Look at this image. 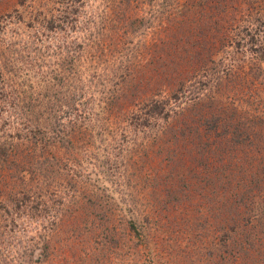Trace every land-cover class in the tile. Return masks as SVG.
<instances>
[{
	"label": "trees",
	"instance_id": "obj_1",
	"mask_svg": "<svg viewBox=\"0 0 264 264\" xmlns=\"http://www.w3.org/2000/svg\"><path fill=\"white\" fill-rule=\"evenodd\" d=\"M262 1L111 0L113 10L108 13L113 12V16L110 19H98L96 13H91L81 27L82 40L86 43L81 42L80 52L74 57L73 65L77 68L74 75L77 81L92 83L102 69L93 60L96 59L101 66L106 65L103 60L111 50L109 45L120 53L113 62L117 64L116 75L112 76L114 85L104 86L98 91V101L104 105L106 120L114 122L112 117L119 115V122L106 128L102 137L119 142L117 150H120L107 158L121 155L134 159V179L143 181L142 190L139 192L140 189L136 188L138 193L123 203L122 207L127 210L124 216L119 211L120 204L97 201L95 196L98 193L90 191L83 199L80 198L78 187L87 183L82 178L88 177L87 171L95 156L91 153V133L82 127L72 129L66 123L55 127L53 123L52 127L45 128L26 113L22 127L18 125L12 134L3 126L6 132L0 137V254L3 248L14 246L8 238L20 234L16 228L22 219H29L31 224L38 223L45 230L41 223L47 221V234L83 227L94 235L95 242L103 236L104 240L114 242L121 229L119 233L130 237V240L134 238L137 245H143L145 225L138 223L137 216L149 214L159 218L167 204L165 196L177 200V206L187 205L193 207V212L198 208V212L206 213L207 206L219 194L224 205L228 203L230 212L218 222L223 262L229 259L231 263L227 264H264L255 263L264 260V205L262 211L255 207L257 202L249 197L251 188L246 187L247 184H232L230 176L234 177L235 172L234 168H229L231 164L227 161V155L238 149L254 156L257 146L262 149V141L249 139V134L241 130V126L231 125L229 116L223 111L227 107L222 99L213 96L209 106L202 103L204 95L209 98V92L215 90L212 87L207 89L211 84L210 71H206L209 58L202 48L209 38L199 31L204 19H218L214 25L217 24L219 30L224 27L220 40L239 38L236 53L242 59L246 52L243 45H248L252 51L257 50V46H264L260 35L264 28V6L257 5H263ZM68 3L73 8V19L77 25L79 1L69 0ZM145 9L151 13L149 18L158 16L157 31L154 33L156 42L142 45L141 50L135 51V47L130 46L127 49L123 39L133 32L134 23H143L141 17L144 18V15L140 12ZM253 11L254 15L249 16ZM224 13H229V17L223 19ZM106 19H114L120 24L118 30L122 32L110 36ZM228 19L235 21L232 33L226 32L225 21ZM129 30L132 32L129 33ZM263 48L260 50L263 51ZM206 50L209 52L211 48ZM82 53L89 56L86 57L89 64L85 70L80 69V66L83 68L80 62ZM92 63L95 65L93 69ZM254 64H251L252 68H260ZM61 82L55 96L57 105L46 108L55 120L61 119L59 110L65 104L73 110L76 102L75 109H78L79 101L86 100L87 103L90 99L93 103L95 95L90 94L84 99L79 90V96H76L72 89L62 88L65 83ZM37 107L32 105L28 109L35 117H39L40 108ZM160 125L163 128L154 132V128ZM25 129L30 135L23 133ZM14 137H18L20 142L14 141ZM130 139L134 140L130 142ZM124 141L130 144L129 155L124 152ZM112 150L116 151L115 148ZM220 157L223 158L222 163ZM192 160H196L194 165H191ZM100 163L98 161L103 166L106 160ZM110 168L105 169V174L112 175ZM102 171L98 168L95 174L99 175ZM202 175L206 178L203 183L191 180H200ZM129 178L124 176V180ZM244 181L248 182V178ZM250 181L256 184L259 180L255 175ZM215 182L219 184L211 185ZM63 199L68 202H63ZM201 205L206 208L202 209ZM240 207H243L242 211ZM74 208H81L82 214L72 215L76 211ZM90 210H96L95 215L102 221L100 224L94 218H87ZM116 210L121 217H116ZM253 210L259 215L254 217ZM47 234L41 230L37 238L46 240ZM31 243L34 247L38 245L37 241Z\"/></svg>",
	"mask_w": 264,
	"mask_h": 264
},
{
	"label": "rangeland",
	"instance_id": "obj_2",
	"mask_svg": "<svg viewBox=\"0 0 264 264\" xmlns=\"http://www.w3.org/2000/svg\"><path fill=\"white\" fill-rule=\"evenodd\" d=\"M68 1L0 0V128H2L0 137L3 132H6L3 126H6L5 130L9 133L12 132V134L16 132L15 129L18 125L22 127L26 113L34 122L45 128L52 127L53 123H55L54 127L62 123H66L72 129L82 127L84 131L91 133V153L95 156L92 160L93 164L87 171L88 177L82 178V181L87 183L78 187L79 197L83 199L90 191L98 193L95 196L97 201L120 204L122 210L119 209V211L124 216L127 214V210L122 207L123 203L138 193L136 188L140 189L139 192L142 190L143 181L139 180V182L134 179L136 173L133 174L135 170L132 166L133 158L129 156L123 158L121 155L107 158L120 150H117L119 142L110 141L112 138L102 137L103 131L114 125L113 123H117L116 121L119 122V115L112 117L114 122L106 120L104 105H100L98 101V91L104 86L114 85L112 76L116 75L115 67L117 64H113V62L120 53L109 45L108 49L111 50H108V57L105 55L106 58L103 60L106 65L101 66V63L99 65L98 61H95L96 59L93 60V63L102 69L92 83L77 81L74 75L77 68L73 65L74 57L76 58L80 52L81 42H84L82 40L83 29H81L83 22L91 13H96L98 19L100 17L110 19L113 12H108L113 10L112 3L111 0H77V2L79 1V23L76 25L73 19V8ZM262 2L263 5L260 3L257 5L264 6V0ZM146 7L148 6H144V8ZM140 13L144 15V18L141 17L143 23L139 25L134 23L133 32L129 30V33H132L123 39V45H126L127 49L129 46L135 47V51L156 42L154 33L157 31L158 16L154 15V18H149L151 13L147 9ZM254 13V11L249 13V16L254 15ZM228 17L229 13L226 15L224 13L223 19ZM239 17L240 15L237 19ZM108 19H106V27L110 36L112 33L114 35L122 32V30H118L120 24H117L114 19ZM215 20L218 19L211 18L209 21L204 19L199 29L202 35L209 38L206 39L207 42L209 40L207 45L202 47L206 54L208 53L209 58L206 71H210L211 84L207 86V89L212 87L211 89L215 90V92L208 91L210 93L209 98L202 94L205 99L202 103L209 106L213 96L222 99L227 107L223 111L229 116L231 125L241 126V130L249 134V139L253 138L256 142L261 139L262 149L257 146L254 156L251 157L246 150L238 149L227 155V161L229 165L231 164L229 168H234L233 173L235 172L234 177L233 175L230 176L231 182L233 181L232 184H247L246 187L251 188L249 197L254 198L257 202L255 207H259L262 211L264 205V173L262 172L264 170V50L261 51L260 48L264 46H257L258 49L252 51L248 45H243L246 52L244 53L245 56L240 59L236 53V44L239 38L220 40L219 37L224 27L219 30L217 24L214 25ZM225 22L227 25L226 32H234V19H228ZM260 35L264 39V28ZM208 47L211 48L209 52L212 53L206 50ZM202 48L199 49L204 53ZM86 57L89 56L82 53L80 61L83 65V68L80 66L82 70H85L89 64ZM254 62V65L260 68H252L251 64ZM93 63L92 69L95 67ZM114 71L115 74H113ZM60 80L65 83L61 87L72 89L71 91L76 96H79L80 93L85 99L90 94L94 93L95 95L92 97L93 103L90 99H87V103L86 100L79 101L78 109H75L77 108L76 102L73 110L65 104L59 110L61 119L55 120L54 117L50 116L52 113H48L46 108L56 104L55 96L58 95L62 84ZM66 82L70 86L67 87ZM217 89L221 90L218 91ZM32 105L40 108L39 117H35L29 112L28 109ZM70 120L75 122L72 123ZM75 124L78 127H75ZM162 128L163 126L160 125L154 128V132ZM23 133L30 135L26 129ZM17 138L14 137L13 140L20 142ZM133 140L130 139L129 141ZM124 142L126 143V141ZM188 143L186 140L187 145ZM124 144V152L129 155L128 147L130 144ZM113 148H115V152L112 150ZM178 151L181 152V149ZM219 159H222V163L223 158L220 157ZM102 160H106V163L100 166L98 161L100 163ZM194 161L196 160L191 161V165H194ZM108 167H111L112 175L105 174V169ZM98 168H102L103 171L96 175L95 170ZM123 175L130 177L129 180H124ZM255 175L256 180H259L256 184L250 181ZM204 176L202 175L200 180H191L196 183H200V181L203 183L206 181V178H202ZM247 178L248 182L244 181ZM210 181L212 182L211 179ZM189 182L191 181L185 183ZM213 184L219 183L215 182L211 185ZM144 185L146 186V184ZM215 197L218 199L214 198L207 206L206 213L204 211H202L204 213H200L201 210L198 212V208L193 212V207L177 206V200L171 197L167 199L165 196L167 204L164 205V207L166 206L165 210L159 218L149 214L137 216L138 223L145 225L142 232L145 236L143 245H137L134 238L130 240V237L119 233L121 231L119 225L114 242L104 240L106 239L105 236L95 242V238H92L94 235L88 233L83 227H73L47 234V221L44 220L41 223L46 227V231L38 223L31 224L29 219H22L20 226L16 228L20 234L8 238L14 246L3 248L0 254V264L231 263L229 259H226V263L223 262L218 229L219 220L230 213L229 207L228 203L224 205V202L219 199V194L218 197ZM63 200L65 203L68 202L66 199ZM50 204L52 205L53 202L51 201ZM201 207L202 209L206 208L203 205ZM74 209L76 211L72 215L77 214L79 216L82 214L81 208ZM239 209L242 211L243 207ZM252 212L254 217L259 215L256 210ZM50 213L54 212L50 211ZM95 213L96 210H90L87 218H94L96 223L100 224L102 221ZM115 213L116 217H121L117 210ZM102 220L106 221L105 218ZM41 230L42 233L47 234L46 240L37 238L40 236ZM36 238L37 240H35ZM32 241L33 243L37 241L38 245L34 247ZM255 263H264V260L261 259Z\"/></svg>",
	"mask_w": 264,
	"mask_h": 264
}]
</instances>
